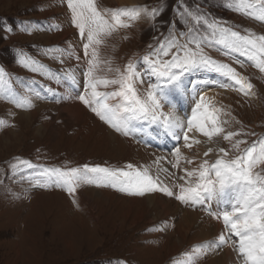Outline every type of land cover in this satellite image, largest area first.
Masks as SVG:
<instances>
[{"label":"rangeland","instance_id":"obj_1","mask_svg":"<svg viewBox=\"0 0 264 264\" xmlns=\"http://www.w3.org/2000/svg\"><path fill=\"white\" fill-rule=\"evenodd\" d=\"M117 2L98 0L101 7L148 5L162 6L163 11L157 17L155 26L152 21L142 18L131 28L121 29L106 39L101 46L100 56L110 59L113 67L123 66L129 58L143 55L149 44L157 43L154 37L167 33L169 23L175 21L177 27L183 30V25L176 18V9L181 0H137L134 4ZM183 2L190 7L198 4L211 16L237 26V30L250 29L264 34V24L229 10L225 0ZM70 20L66 0H0V67L10 75L23 80L35 79L45 89L54 90V93L46 95L48 104H41L48 106L41 109L36 106L35 97L33 106L27 109L12 107L0 97V119L7 122L0 126V264H182L186 260L184 253L197 244L214 240L220 234L210 227L218 221L206 216L208 213L201 206L181 204L174 197L158 191L131 196L112 187L90 184L78 187L73 197L62 188L39 187L29 179L33 176L30 170L39 172L44 167L71 168L87 164L124 168L127 164H133L135 167H148L153 176H159L170 188L174 183H182L177 177L183 175V171L172 167L171 161L174 160L171 153L176 146L182 149L183 140L175 141L171 148L168 144L171 138L164 136L156 125H150L144 131L126 138L77 99L84 91L80 72L85 57L83 41ZM52 26H58L59 30ZM6 27L11 28L12 32L5 31ZM57 46L74 49L75 54L61 58L63 62L44 55L43 50ZM205 51L213 59L235 68L253 88L250 95L245 96L232 89L216 87L215 84L205 85L201 83L204 80L220 82L225 78L210 71L196 72L188 77L185 93L174 97L176 107L183 111L182 118L190 116L194 107L189 94L193 96L191 84L195 82L197 93L206 94L216 106L230 113L221 117L229 121L224 125L226 131L256 133L254 136L237 137L246 139L248 143L263 136L264 73L238 54L224 56L214 48ZM18 52L27 53L53 72L63 74L62 70L76 69L77 83L66 79L54 83V80L33 73L17 63ZM76 55L81 57L79 61ZM235 61H243V66ZM143 87L146 88L147 84ZM60 89L63 90L61 94L58 93ZM180 99H185L184 103L179 102ZM65 104L81 108L83 112L78 122L67 118L62 111ZM168 110L165 105L164 111ZM152 132L153 139L148 134ZM109 134L113 135L115 144ZM3 140H10L12 144L3 145ZM212 143L215 154L210 153L208 157H204L203 152L209 148L200 150V153L187 149L185 157L193 159L195 164L182 163L181 167H195L203 159L214 161L219 148L231 147L222 137H216L215 143ZM164 150L168 151L170 158L162 159ZM153 151L158 153L157 156L153 155ZM17 158L29 160L34 167L20 166L14 173L11 165L18 163ZM161 159L162 162L157 163ZM74 198L76 203H73ZM159 202H163L165 210ZM197 214H203L206 222L201 217L192 216ZM218 224L216 226L223 227L222 223ZM222 251H208L199 258V264H208L220 257ZM230 263L237 264V259L233 258Z\"/></svg>","mask_w":264,"mask_h":264},{"label":"snow or ice","instance_id":"obj_2","mask_svg":"<svg viewBox=\"0 0 264 264\" xmlns=\"http://www.w3.org/2000/svg\"><path fill=\"white\" fill-rule=\"evenodd\" d=\"M66 3L71 13L70 23L83 41L85 61L80 75L83 76L84 91L77 99L85 107L125 137L156 125L165 136L175 141L183 140V147L187 149L200 143L194 135L190 137V133H198L209 142L214 137H222L231 147L219 148L214 161L203 159L195 167L182 168V163L193 165L195 161L185 157L176 146L171 153L174 157L171 163L173 168L183 171V175L177 177L182 183H174L172 188L159 176H153L148 167L133 164L124 168L87 164L71 168L44 167L37 173L40 179L33 183L43 188H62L73 197L78 187L90 184L112 187L131 196L158 191L174 197L181 204L199 205L209 216L222 222L223 227L214 240L197 244L184 253L186 260L182 264H199V258L208 251L222 250L226 246L236 253L237 264H264V136L249 144L246 139L237 137L254 136L255 133L226 131L224 125L229 121L221 117L230 113L216 106L206 94L197 93L195 82L192 84L194 107L190 116L182 118L178 115L173 99L185 93L188 77L199 71L214 72L225 78L220 82L204 80L201 83L205 85L215 84L250 95L253 85L249 80L229 64L213 59L205 49L214 48L224 56L238 54L264 73V34L250 29L237 30V26L211 16L198 4L190 7L181 0L176 18L183 30L175 21L169 23L167 33L154 37L157 43L149 44L143 55L129 58L123 66L113 67L110 59L100 56L106 39L121 29L131 28L142 18L152 21L155 26L163 7L109 8L101 7L98 0H66ZM225 6L264 24V0H225ZM52 27L59 30L58 26ZM4 30L12 32L11 28ZM43 52L53 59L75 54L74 49L58 46ZM75 58L81 59L78 55ZM235 62L243 66V61ZM17 63L57 83L62 79L77 83L76 69L62 70L63 74L53 72L24 52L17 53ZM13 79L0 67V97L18 108L32 107L33 97L39 98L40 92L31 84L23 93L18 92L12 86ZM145 84L146 88L143 87ZM46 91L54 93L52 88H46ZM165 105L169 109L167 112ZM6 123L0 119V126ZM212 151L209 148L203 156L208 157ZM17 159L18 163L11 165L14 173L20 166L34 167L30 161ZM213 202H217L215 211L209 207ZM73 203H76L75 198Z\"/></svg>","mask_w":264,"mask_h":264},{"label":"bare ground","instance_id":"obj_3","mask_svg":"<svg viewBox=\"0 0 264 264\" xmlns=\"http://www.w3.org/2000/svg\"><path fill=\"white\" fill-rule=\"evenodd\" d=\"M118 2L117 3H119V4H134L135 2H137V0H117ZM192 85V84H191ZM204 88V87H203ZM58 93H63V90L62 89H60V90H58ZM191 94V93H190ZM189 94V97H192V101H194V97L192 96V95H190ZM193 94V93H192ZM35 99V102H36V106L39 108V109H41V108H46L48 105H46V106H43V105H41V104H43V103H46V104H48V102H47V100L48 99H44V100H39V99H37V98H34ZM63 99V98H62ZM174 99V98H173ZM38 100V101H37ZM184 100L185 99H180V100H178L179 102H182V103H184ZM44 101V102H43ZM50 105H52V104H50ZM64 113H65V115L67 116V118L69 119V120H72L73 122H78L80 119H81V112H83L82 110H81V108L80 107H78V106H71V105H64L63 106V110H62ZM176 112H177V114L178 115H180L181 116V114L183 113V111L181 110V109H178V107H176ZM52 115V114H51ZM84 117V116H83ZM182 117V116H181ZM71 121V122H72ZM70 123V122H69ZM53 129V128H52ZM51 129V130H52ZM153 130V129H152ZM41 131V130H40ZM52 132H53V134H54V131L52 130ZM157 132V131H156ZM161 133V132H160ZM148 134H150L149 135V138H150V136H151V139H153V137H152V134H154L153 132L152 133H148ZM190 135V137L191 136H195V139H198V140H200V143L199 144H193V146H194V149H192L191 148V150L190 151H196V152H199L200 153V150L202 151V150H206L207 148H212L213 149V151H212V154H215V148H213V147H215L214 146V144L212 143V142H209L208 141V139L206 138V137H203L202 135H200V134H192V133H190L189 134ZM109 136H110V138L112 139V141L114 142V144H115V140H113L114 139V137H113V135L112 134H109ZM165 136V135H164ZM156 137V136H155ZM127 138V137H126ZM159 137H157V139H158ZM150 139V141L151 142H153L154 140H151ZM215 139H216V137H214L213 138V142L215 143ZM171 140V139H170ZM172 141L173 142H175V140H173L172 139ZM172 141H171V143L170 142H168V144L170 145V147L171 148H173V143H172ZM2 142V144L3 145H8V143H10V144H12V141H10V140H3V141H1ZM179 142V141H178ZM191 142V141H190ZM106 143H107V141H106ZM217 143V142H216ZM210 144V145H209ZM107 145H109V146H111L112 147V144H110V143H108ZM209 146H211V147H209ZM116 147V146H115ZM160 148V147H159ZM170 148V149H171ZM112 149V148H111ZM161 149V148H160ZM151 150H154V149H151ZM150 150V151H151ZM187 148H185V147H183L182 146V149H181V152L183 153V155L184 156H186L187 155ZM164 153H165V156L162 158V159H168V158H170L169 156V154H168V151H166V150H164ZM204 153V152H203ZM152 154V153H151ZM157 154L158 153H155V151H153V155H156L157 156ZM146 155V154H145ZM172 156V155H171ZM213 156V155H212ZM146 157V156H145ZM148 157V156H147ZM173 157V156H172ZM199 157V156H198ZM150 158V157H149ZM153 159V158H152ZM162 159L161 160H159V163L160 162H162ZM155 160V159H154ZM171 160V159H170ZM173 160H174V157H173ZM163 162H165V161H163ZM172 162V161H171ZM156 163V162H155ZM162 164V163H161ZM163 166H164V163H163ZM155 168V167H154ZM164 168V167H163ZM159 171H161V170H159ZM162 172V171H161ZM166 172V171H165ZM183 173V172H182ZM168 180H169V178H167ZM166 179V180H167ZM163 182V181H162ZM165 183V182H164ZM83 194V193H82ZM160 199H162V197L160 198ZM152 200V199H151ZM153 202V201H152ZM158 202V201H157ZM166 202V201H165ZM160 206H162L163 208V210H165L166 209V207H165V205L163 204V202L162 203H158ZM157 205V204H156ZM170 205V204H169ZM155 207V206H154ZM210 207L212 208V210L213 211H215L216 210V207H217V202H213L211 205H210ZM160 209V208H159ZM177 209V208H176ZM215 209V210H214ZM168 210V209H167ZM170 210H171V208H170ZM179 210V209H178ZM173 211V210H172ZM194 211H195V209H194ZM201 211V210H200ZM166 212V211H165ZM186 212V211H185ZM188 212V211H187ZM168 213V212H167ZM163 214V213H162ZM173 214V213H172ZM171 214V215H172ZM186 214H188V213H186ZM204 214V213H203ZM203 214L201 215H192L193 217H201V218H203L202 219V221H204V222H206L205 220V218H204V216H203ZM167 215V214H166ZM168 216V215H167ZM206 216H209V215H206ZM181 217V216H180ZM209 217H211V216H209ZM205 219V220H204ZM209 219V218H208ZM185 220V219H184ZM183 220V221H184ZM193 220V219H192ZM194 221V220H193ZM188 222V221H187ZM190 222V221H189ZM218 223L220 224V223H222V222H220V221H218ZM217 223V224H218ZM216 224V225H217ZM218 224V225H219ZM187 225V224H186ZM190 225V224H189ZM210 226V227H212V229H214L215 231H219V232H221V230H222V226L220 227V226ZM220 227V228H219ZM182 229V228H181ZM211 229V228H210ZM221 229V230H220ZM210 232V231H209ZM218 234V233H217ZM214 238V237H213ZM212 240V239H211ZM210 241V240H209ZM234 253V254H233ZM236 253L235 252H232L231 251V249H229L228 250V247L225 249V248H223V251H222V254H221V256L220 257H217V258H214V259H212L210 262H208V264H232V263H230L232 260H233V258L236 260V255H235ZM206 264V263H205ZM236 264V263H235Z\"/></svg>","mask_w":264,"mask_h":264},{"label":"crops","instance_id":"obj_4","mask_svg":"<svg viewBox=\"0 0 264 264\" xmlns=\"http://www.w3.org/2000/svg\"><path fill=\"white\" fill-rule=\"evenodd\" d=\"M4 19H6V18H4Z\"/></svg>","mask_w":264,"mask_h":264}]
</instances>
